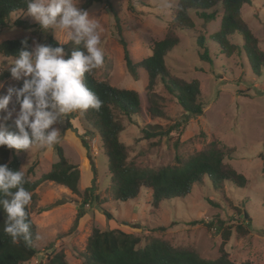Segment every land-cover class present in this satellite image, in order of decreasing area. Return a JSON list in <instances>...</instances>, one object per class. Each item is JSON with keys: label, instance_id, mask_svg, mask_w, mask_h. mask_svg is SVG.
I'll return each mask as SVG.
<instances>
[{"label": "rangeland", "instance_id": "obj_1", "mask_svg": "<svg viewBox=\"0 0 264 264\" xmlns=\"http://www.w3.org/2000/svg\"><path fill=\"white\" fill-rule=\"evenodd\" d=\"M177 1L109 0L112 8H108L103 1L80 0L78 7L89 11L102 29L104 64L92 69L93 75L139 94L140 115L121 117L123 129L119 139L127 147L128 160L149 168L173 165L177 158L185 159L196 148L216 140L235 149L233 158L225 162L245 176L246 186L226 185L221 194L205 181L193 185L185 197L163 200L157 206L151 204L149 189L140 190L134 199L114 201L101 141L95 133H87L89 129L79 112H72L63 118L64 123L55 125L61 131L55 146L61 147L66 160L77 166L79 193L51 181L37 186L36 201L31 207L37 253L23 264H42L48 255L59 251L68 264H82L80 254L94 228L133 234L140 238L139 246L149 238H161L173 246H188L202 258L215 259L221 244L218 219L232 228L224 246L231 261L264 264V69L258 75L253 74L243 55L226 56L210 41V35L219 28L223 13L220 5L210 10L215 12L212 20L203 19L191 10L194 26L177 31L180 42L165 57V65L172 75L198 80L203 112L183 122L182 108L156 81L153 90L161 98L159 107L163 115L151 117L145 109L147 74L143 69L136 70V77L129 72L123 47L115 34L117 18L132 61H140L150 54L151 44L165 35ZM250 2L242 7V18L264 51V0ZM17 20L23 24L14 25ZM48 35L56 41L65 39L58 30L54 34L41 30L27 12L11 14L6 27L0 28V42L28 37L31 45L33 40L46 44ZM199 37L206 40L211 63L199 57L203 51L197 43ZM233 41L238 43V37ZM11 60L0 56V61ZM0 81L4 83L0 94L19 83L7 70L0 74ZM144 129L160 130L162 134L145 137ZM55 146L40 148L34 144L27 151L16 152L20 169L30 180L38 179L57 160ZM91 186L92 196L98 197L100 205L92 201L83 203V191ZM80 208L85 213L78 218ZM100 208L112 218L107 219ZM242 210H246L248 219ZM238 224L245 228V233L235 231Z\"/></svg>", "mask_w": 264, "mask_h": 264}, {"label": "trees", "instance_id": "obj_2", "mask_svg": "<svg viewBox=\"0 0 264 264\" xmlns=\"http://www.w3.org/2000/svg\"><path fill=\"white\" fill-rule=\"evenodd\" d=\"M95 1H103L107 3L108 8L111 7L109 0ZM86 2L88 3L90 0H86ZM249 3H251L250 0H178L172 11L169 28L165 35L154 41L150 46V54L138 62L132 61L118 20L115 18V34L123 47L124 60L129 72L136 77V70L143 69L147 74L146 100L148 104L145 109L151 117L163 115L159 107L161 98L153 90L156 81H160L163 88L176 99L182 108L183 122H186L190 117L199 116L203 112L204 105L200 96L198 80L188 81L172 75L165 65V57L180 42L177 31L191 29L194 26L189 15L191 10L197 12L203 19L212 20L215 17V12L210 10L216 5H220L223 13L219 28L210 35V41L215 43L218 50L226 56L233 53L243 55L253 74L258 75L264 69V51L260 49L258 39L242 18V7ZM16 12H27V0H0V28L6 27L10 15ZM21 24H23L21 20L14 22L16 26ZM237 37L238 43L233 41ZM25 38L28 39L31 46L28 37L1 41L0 56L13 59L22 47L21 40ZM57 43L52 36H47L46 44L57 46ZM197 43L203 49L199 55L200 59L211 63L212 59L206 40L199 37ZM77 47L79 46L72 43L64 45L65 51L69 54ZM21 83L19 81L17 87H20ZM84 83L103 102L99 111L89 108L86 111L77 110V112L89 129L87 133H95L101 141L103 153L107 158L110 175L109 191H112V200L125 202L136 198L140 190L149 189L151 190V204L157 206L163 200L185 197L193 185H202L205 181L209 182L213 189L221 194L226 185L231 184L238 188L246 186L245 176L225 162V159L233 158L235 149L220 144L216 140H211L205 146L196 148L185 159L177 158L176 164L173 165L149 168L136 165L128 160L127 147L119 139V134L123 129L121 117L122 115H140L141 106L138 92L118 88L110 85L106 80L96 79L92 70L85 74ZM6 123L10 130H15L11 120ZM143 131L145 137L162 134L160 130L144 129ZM84 146L88 148L86 143ZM22 151L0 146V164L7 163L11 170H20L16 152ZM55 151L57 160L51 164L46 173L35 180H30L25 175L27 182L24 187L32 194L31 203L26 208L31 225L30 243H25L22 238L19 241H14L5 232L6 213L0 209V264H23L37 253L35 246L37 234L31 219V207L36 201L35 189L41 182L51 181L66 187L72 193H79L80 175L77 166L66 160L61 147L55 146ZM93 189V186L84 189L83 203L87 204L92 201L100 205L98 197L92 196ZM210 203L217 205L212 201ZM101 210L107 219L112 218L107 211ZM84 213V210L80 208L77 217H81ZM242 213L245 218H249L246 210H242ZM216 223L219 225L218 230H221V244L215 259L202 258L188 246H173L161 238H149L143 246H139L140 238L133 234L119 229L100 230L94 228L87 239L84 252L80 254L82 264H252L249 261L235 263L229 259L224 246L231 236L232 228L224 226L223 221L219 219L216 220ZM235 231L245 233L246 230L238 224ZM42 264L68 263L63 252L59 251L48 255Z\"/></svg>", "mask_w": 264, "mask_h": 264}, {"label": "clouds", "instance_id": "obj_3", "mask_svg": "<svg viewBox=\"0 0 264 264\" xmlns=\"http://www.w3.org/2000/svg\"><path fill=\"white\" fill-rule=\"evenodd\" d=\"M80 0H27V14L44 32L58 30L65 39L57 46L28 39L11 61H0V74L5 70L21 86H9L0 94V146L29 150L34 144L52 148L59 143L57 124L77 110L99 111L102 100L84 83L86 73L104 64L101 47V25L78 7ZM75 46L70 54L64 45ZM4 83L0 81V89ZM14 98V103H13ZM10 104L12 107L10 108ZM11 120L15 130H10ZM25 172L13 171L0 164V209L6 213L5 232L14 241L31 242L30 222L26 208L32 194L25 189ZM14 190V191H13Z\"/></svg>", "mask_w": 264, "mask_h": 264}]
</instances>
